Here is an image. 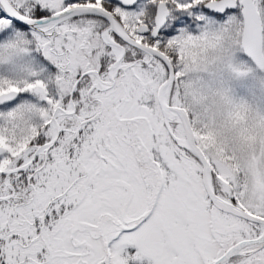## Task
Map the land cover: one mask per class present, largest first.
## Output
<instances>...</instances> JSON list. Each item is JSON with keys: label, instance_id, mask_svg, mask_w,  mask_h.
<instances>
[{"label": "snow or ice", "instance_id": "snow-or-ice-1", "mask_svg": "<svg viewBox=\"0 0 264 264\" xmlns=\"http://www.w3.org/2000/svg\"><path fill=\"white\" fill-rule=\"evenodd\" d=\"M0 264H264V0H0Z\"/></svg>", "mask_w": 264, "mask_h": 264}]
</instances>
